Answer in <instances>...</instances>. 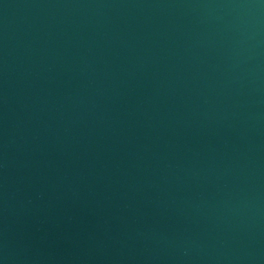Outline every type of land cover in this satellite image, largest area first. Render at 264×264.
Masks as SVG:
<instances>
[{
  "label": "water",
  "instance_id": "obj_1",
  "mask_svg": "<svg viewBox=\"0 0 264 264\" xmlns=\"http://www.w3.org/2000/svg\"><path fill=\"white\" fill-rule=\"evenodd\" d=\"M0 264H264V0H0Z\"/></svg>",
  "mask_w": 264,
  "mask_h": 264
}]
</instances>
